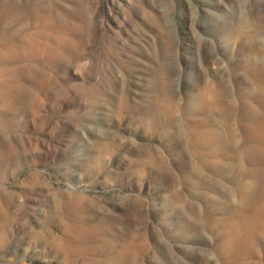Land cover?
I'll list each match as a JSON object with an SVG mask.
<instances>
[{"label": "rangeland", "instance_id": "rangeland-1", "mask_svg": "<svg viewBox=\"0 0 264 264\" xmlns=\"http://www.w3.org/2000/svg\"><path fill=\"white\" fill-rule=\"evenodd\" d=\"M260 208L264 0H0V264H264Z\"/></svg>", "mask_w": 264, "mask_h": 264}, {"label": "bare ground", "instance_id": "bare-ground-1", "mask_svg": "<svg viewBox=\"0 0 264 264\" xmlns=\"http://www.w3.org/2000/svg\"><path fill=\"white\" fill-rule=\"evenodd\" d=\"M211 151L213 153L217 152V156H219V158L217 157V160H215V164H218V169L220 170L221 175L226 178V180L230 184V187H233V189L229 188V190L232 189V191H229L227 196L224 194L226 197L230 198V195L236 193L240 197V200L244 202V199L248 198L246 195L248 193L250 194L251 191H253V194L257 191L260 192L261 189L259 188L262 186L261 181L263 177L259 176L260 178H252L255 171L251 166L247 165L246 157L248 155V152L239 150L237 148L235 139L228 137L227 139L220 140L217 142V144L213 145ZM203 184L204 183H202V186ZM226 209L224 211H226ZM261 210L264 214V209L260 208L259 211ZM243 213L244 212L242 206H240L236 211L229 214V216L226 215V218L225 216L223 218H218L214 215L210 218V222L211 224H213L212 226L214 230L218 232L224 231V233H226L227 236L225 238L227 240L228 246L231 249H233V246L237 244V240L242 238L240 233L249 234L257 228L256 221L253 222L254 215L252 216L249 213L251 216L246 217L245 215H243ZM208 216L210 217V215H207V217Z\"/></svg>", "mask_w": 264, "mask_h": 264}]
</instances>
